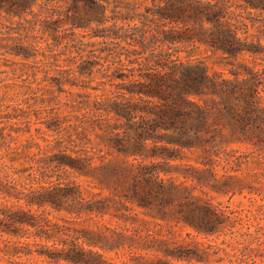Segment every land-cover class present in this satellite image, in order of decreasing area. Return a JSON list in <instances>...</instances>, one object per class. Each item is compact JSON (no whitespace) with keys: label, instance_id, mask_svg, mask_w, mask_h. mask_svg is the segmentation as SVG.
Instances as JSON below:
<instances>
[{"label":"trees","instance_id":"obj_1","mask_svg":"<svg viewBox=\"0 0 264 264\" xmlns=\"http://www.w3.org/2000/svg\"><path fill=\"white\" fill-rule=\"evenodd\" d=\"M254 11L264 0H0L25 30L67 40L63 53L77 29L98 38L75 40L66 67L53 63L50 95L35 97L42 118L24 99H0V123L17 119L0 126V264H264V220L212 193L262 194L264 17ZM2 47L24 60L39 50ZM202 47L228 74L195 56ZM32 124L46 145L12 146ZM222 234L234 242L197 239Z\"/></svg>","mask_w":264,"mask_h":264},{"label":"rangeland","instance_id":"obj_2","mask_svg":"<svg viewBox=\"0 0 264 264\" xmlns=\"http://www.w3.org/2000/svg\"><path fill=\"white\" fill-rule=\"evenodd\" d=\"M122 3L130 2L139 3V0H119ZM143 9V8H142ZM257 16L264 17V13H259L258 11H254ZM27 17L30 18V15ZM260 23V22H259ZM26 30L23 28L24 22H20V20L15 18H9L6 15H0V99L3 103L15 105L18 102H22L21 106L26 109V115L28 113L31 116L33 121L38 120L35 116V113L38 109V117L42 118L45 115L43 110L45 104L41 102H35V97H47L50 95V88L53 87L51 82V77L58 73L57 68L66 67L67 61L65 58L68 55H77L76 49L78 42L75 40H80L83 42H87L89 40H98V38H89V36L83 35L87 33L89 30L77 29L76 34H70L75 40L72 42L76 45L69 44L67 53H63L67 49L65 47V43L67 40H63L61 44L55 45L53 44V40L50 38L45 40L44 37H41L40 31L37 29L31 30L29 23L26 21ZM109 25V23L107 24ZM251 30H255V28H251ZM29 41H34L37 43L39 50L36 53V56L31 57L27 60H24L21 56H17L13 53L8 52V48L2 47V45H7L11 47L19 42H23L24 44H28ZM49 42V43H48ZM79 46V45H78ZM44 53V54H43ZM195 56L204 57L209 66L211 72L214 70H224L228 74V66L224 64V59H222L218 54H213L210 52H205V49L202 47L201 49L195 50ZM208 53H211L208 55ZM185 53H182L184 56ZM51 61V62H50ZM56 63L59 65H54ZM48 70L46 72L45 70ZM34 88L31 90V88ZM55 87V86H54ZM66 87H69L66 85ZM36 91V92H33ZM77 88H73L72 92H63L59 95V98L62 101L68 99H74L76 95ZM57 93V91L55 92ZM41 99V98H40ZM12 108H9V111L12 112ZM70 108L62 107L60 111L68 112ZM1 119V118H0ZM3 122L0 123V126H6L5 131H9V123H14L17 121L16 118H10V121H6L2 118ZM22 119V118H20ZM26 123L22 124L20 122L16 123L15 126H25ZM35 124H32L31 131L25 134H17L13 132L12 134L16 137L18 136L16 142L12 143V146H21L23 148V144H27V140L30 137H34V140L39 142L40 146L43 148L46 145V142L41 138V132H37L35 130ZM44 129L45 127L42 126ZM228 149H237L239 152H249L254 150L255 148L249 145L248 143H239V142H231L228 144ZM36 147H31L29 151L26 149V152L36 151ZM26 163V162H24ZM17 166L21 164L19 162L15 163ZM27 164V163H26ZM264 179V178H263ZM256 186L259 184L255 183ZM262 194L258 192H249L247 189L244 190L241 194H234L230 196L228 194H218L215 191L212 193L215 194L214 203L217 201H221L222 205H229L230 208L242 210L243 215L249 213L253 214V212L257 215L258 221L263 222L264 220V184L261 185ZM251 210V211H250ZM247 229V224L244 223V226L241 228L242 231ZM250 229H254L252 226ZM179 230V229H178ZM185 231H183V234ZM197 239L206 243H214V244H222L223 239L227 242H234L231 236L228 235H210L203 236L198 235ZM21 261H24L25 264H43L39 260V258H33L30 260L26 259V256H23ZM53 264V263H49ZM64 264V263H63ZM218 264V263H216Z\"/></svg>","mask_w":264,"mask_h":264}]
</instances>
